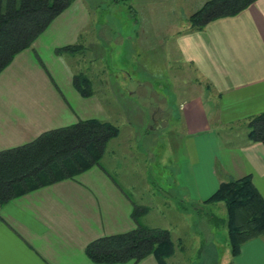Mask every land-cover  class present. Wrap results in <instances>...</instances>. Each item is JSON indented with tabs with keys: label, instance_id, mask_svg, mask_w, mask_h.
Here are the masks:
<instances>
[{
	"label": "crops",
	"instance_id": "obj_1",
	"mask_svg": "<svg viewBox=\"0 0 264 264\" xmlns=\"http://www.w3.org/2000/svg\"><path fill=\"white\" fill-rule=\"evenodd\" d=\"M206 1L133 3L140 8L169 3L170 21L180 23L181 14L188 20ZM74 14L71 37L79 41L87 24L82 10ZM173 34L176 55L197 72L198 90L180 94L182 128H168L167 146L176 172L169 179L171 192L198 208L208 204L206 199L221 182L252 175L264 196V142L248 135L240 140L231 136L238 125L247 126L251 117L264 112V0L201 30H192L189 20L186 27L177 24ZM62 45L48 47L38 37L0 74V150L30 142L46 130L97 117L96 106L99 111L102 107L93 99L95 94L84 97L76 90L73 69L65 66L63 72L69 96L54 76V68L64 62V56L55 53ZM43 48L50 49V59L42 60L59 89L36 56V52L42 56ZM152 120L155 128L168 125L167 106L152 111ZM226 128L230 131L222 136ZM109 156L104 153L101 165L74 178L40 186L0 205V264H102L87 256L86 246L99 237L135 228L134 203L148 206L150 195L166 196L164 186L153 184L154 176L118 174ZM142 221L154 227L147 219ZM135 264L158 261L150 254ZM227 264H264V235L245 242Z\"/></svg>",
	"mask_w": 264,
	"mask_h": 264
},
{
	"label": "rangeland",
	"instance_id": "obj_2",
	"mask_svg": "<svg viewBox=\"0 0 264 264\" xmlns=\"http://www.w3.org/2000/svg\"><path fill=\"white\" fill-rule=\"evenodd\" d=\"M168 4L154 2L140 8L133 0H75L40 37L48 47L90 44L83 52L63 55V65L54 68V76L69 96L63 79L65 66L86 73L93 82V99L102 107L99 111L96 106L95 115L121 130L105 152L114 170L128 178L131 173L154 176L156 188L164 186L166 196L150 195L146 204L151 211L143 218L154 227L171 231L176 250L169 264H227L232 254L224 226V202L202 203L197 208L170 189L169 179L176 172L167 146L168 128H182L180 94L194 92L198 86L197 72L173 48L177 24L186 27L188 20L181 14L180 23L170 21ZM77 9L84 12L87 28L81 39L74 41L72 23ZM39 56L49 60L50 49L43 48ZM162 104L167 106L171 121L160 129L153 125L152 111ZM245 127L248 130L244 124L238 125L231 136L244 139L248 135ZM229 131L226 128L221 135ZM121 155L125 158L120 159Z\"/></svg>",
	"mask_w": 264,
	"mask_h": 264
},
{
	"label": "trees",
	"instance_id": "obj_3",
	"mask_svg": "<svg viewBox=\"0 0 264 264\" xmlns=\"http://www.w3.org/2000/svg\"><path fill=\"white\" fill-rule=\"evenodd\" d=\"M73 1L0 0V74L20 52L32 48ZM255 1L207 0L189 16L190 27L201 30L215 19L238 14ZM84 48L82 44H66L56 47L55 53L77 54ZM36 56L47 70L37 52ZM51 79L59 89L52 76ZM73 85L84 97L94 94L92 79L84 72L74 74ZM247 128L250 140L264 142V112L251 117ZM120 132L113 122L92 117L46 130L30 142L0 150V205L40 186L74 178L101 165L109 141ZM205 202L226 205L224 223L233 256L240 254L245 242L264 235V196L252 175L221 182ZM149 210L148 206L134 203L132 216L137 226L91 241L86 246L87 256L96 263L135 264L153 254L158 264H169L176 250L172 233L166 228L146 225L142 219Z\"/></svg>",
	"mask_w": 264,
	"mask_h": 264
}]
</instances>
